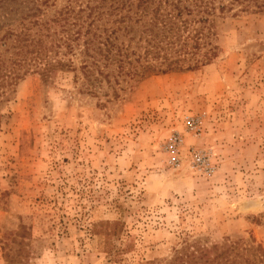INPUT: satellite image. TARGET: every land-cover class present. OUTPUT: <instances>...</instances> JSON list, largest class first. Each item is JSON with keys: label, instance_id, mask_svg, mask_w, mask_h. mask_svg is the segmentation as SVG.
<instances>
[{"label": "rangeland", "instance_id": "1", "mask_svg": "<svg viewBox=\"0 0 264 264\" xmlns=\"http://www.w3.org/2000/svg\"><path fill=\"white\" fill-rule=\"evenodd\" d=\"M48 1L0 0V38L68 0ZM252 8L216 12L196 70L91 87L80 69L45 80L26 67L0 104V264H170L196 243L264 256V11Z\"/></svg>", "mask_w": 264, "mask_h": 264}, {"label": "trees", "instance_id": "2", "mask_svg": "<svg viewBox=\"0 0 264 264\" xmlns=\"http://www.w3.org/2000/svg\"><path fill=\"white\" fill-rule=\"evenodd\" d=\"M222 1L68 0L52 20H23L0 38V104L7 100L5 89H13L29 72L26 67H34L45 80L58 69H80L91 87L102 80L111 83L113 75L116 84L126 79L138 83L152 75L196 70L208 44L205 28L217 11L223 14L235 5L243 11L253 5L264 11V0H229L228 5ZM210 51L216 57V48ZM61 55L83 60L77 68ZM241 256L237 243H196L182 249L170 264H264L263 255L255 254L253 260Z\"/></svg>", "mask_w": 264, "mask_h": 264}, {"label": "built area", "instance_id": "3", "mask_svg": "<svg viewBox=\"0 0 264 264\" xmlns=\"http://www.w3.org/2000/svg\"><path fill=\"white\" fill-rule=\"evenodd\" d=\"M187 126H188V128H192V129L196 128V124H195L194 120H188V121H187ZM172 142H173V144L171 145V147H172V149H173L174 147L177 146V144H179L180 139H179L177 136H175V137L173 138ZM175 149H177V148H175ZM172 153L175 154L176 151L173 150ZM197 156H198V155H197ZM198 159L201 160V158H198ZM175 160H176V158L174 157V158H173V162H174Z\"/></svg>", "mask_w": 264, "mask_h": 264}]
</instances>
